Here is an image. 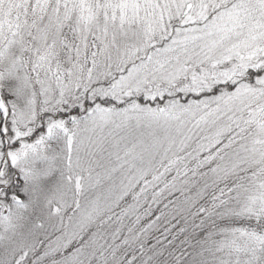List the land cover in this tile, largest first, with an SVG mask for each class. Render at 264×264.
I'll return each instance as SVG.
<instances>
[{
    "label": "snow or ice",
    "instance_id": "snow-or-ice-1",
    "mask_svg": "<svg viewBox=\"0 0 264 264\" xmlns=\"http://www.w3.org/2000/svg\"><path fill=\"white\" fill-rule=\"evenodd\" d=\"M0 264H264V0H0Z\"/></svg>",
    "mask_w": 264,
    "mask_h": 264
}]
</instances>
